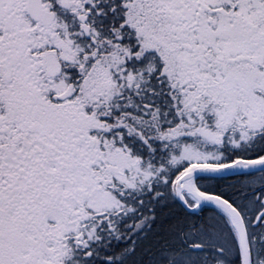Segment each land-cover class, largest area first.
I'll list each match as a JSON object with an SVG mask.
<instances>
[{"label": "snow or ice", "instance_id": "obj_1", "mask_svg": "<svg viewBox=\"0 0 264 264\" xmlns=\"http://www.w3.org/2000/svg\"><path fill=\"white\" fill-rule=\"evenodd\" d=\"M0 264H264V0H0Z\"/></svg>", "mask_w": 264, "mask_h": 264}]
</instances>
